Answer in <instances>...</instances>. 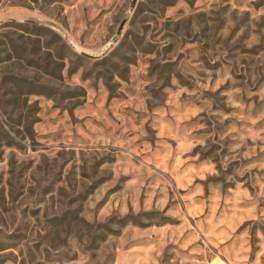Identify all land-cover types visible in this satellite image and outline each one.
Masks as SVG:
<instances>
[{"label":"rangeland","instance_id":"obj_1","mask_svg":"<svg viewBox=\"0 0 264 264\" xmlns=\"http://www.w3.org/2000/svg\"><path fill=\"white\" fill-rule=\"evenodd\" d=\"M133 1L0 0V264H264V0Z\"/></svg>","mask_w":264,"mask_h":264},{"label":"trees","instance_id":"obj_2","mask_svg":"<svg viewBox=\"0 0 264 264\" xmlns=\"http://www.w3.org/2000/svg\"><path fill=\"white\" fill-rule=\"evenodd\" d=\"M5 25H13L17 28L27 30L30 33H34L39 36L38 39L36 40L37 45L34 46L33 48L22 43H17L15 45L17 51H20L21 54L19 58L25 59L30 65L36 63L35 66H37L39 64L38 62H35V60L37 61V59H33L32 56L38 54V52L41 51L42 48L50 49L52 47L53 48L56 47L57 49L64 50L69 55L76 56L80 60H84L88 58L85 55H81L73 51L69 46V44L63 39V37L57 31L38 22L11 20L10 22L3 24L2 26ZM45 37H49L47 43L46 42L43 43L42 41V38ZM61 58H64V55H62ZM3 80L4 82L16 81L21 88L26 85L29 86L31 88L30 91L24 93L27 95L36 92L42 93L44 92V89L50 91V88L47 83H41V82L39 83L33 77H29V76L7 75ZM0 126H1V122H0ZM54 219H58V216H56ZM60 231L61 230L59 229L46 228L45 238L48 241H46V243L35 242L32 245H28L30 260L27 261L26 259H24V261H22L23 264H51L56 262V260H59L57 258L51 259L50 255L53 254L55 256L75 259L76 258L75 255H71L70 250L72 247V243L71 241H69V239L64 243L63 247L59 243L54 242L55 237H58L60 235ZM10 236L13 239H16V243H6L0 241V252L7 250L9 248L19 247L24 242L30 241L27 235L22 233L12 232Z\"/></svg>","mask_w":264,"mask_h":264},{"label":"water","instance_id":"obj_3","mask_svg":"<svg viewBox=\"0 0 264 264\" xmlns=\"http://www.w3.org/2000/svg\"><path fill=\"white\" fill-rule=\"evenodd\" d=\"M136 1H137V0H134V1H133V4H135Z\"/></svg>","mask_w":264,"mask_h":264}]
</instances>
